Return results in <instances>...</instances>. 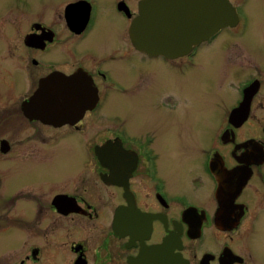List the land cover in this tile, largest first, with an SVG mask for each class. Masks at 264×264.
I'll list each match as a JSON object with an SVG mask.
<instances>
[{
    "label": "flooded vegetation",
    "instance_id": "1",
    "mask_svg": "<svg viewBox=\"0 0 264 264\" xmlns=\"http://www.w3.org/2000/svg\"><path fill=\"white\" fill-rule=\"evenodd\" d=\"M227 1L174 47L132 42L143 0H0V264H264V0ZM204 52L206 129L171 73Z\"/></svg>",
    "mask_w": 264,
    "mask_h": 264
},
{
    "label": "water",
    "instance_id": "2",
    "mask_svg": "<svg viewBox=\"0 0 264 264\" xmlns=\"http://www.w3.org/2000/svg\"><path fill=\"white\" fill-rule=\"evenodd\" d=\"M155 11H164L167 16L160 19ZM234 15L235 10L227 0H143L141 17L131 24L129 35L136 43L149 40L142 33L163 32L174 47L187 46L186 42L191 47L231 25Z\"/></svg>",
    "mask_w": 264,
    "mask_h": 264
},
{
    "label": "rangeland",
    "instance_id": "3",
    "mask_svg": "<svg viewBox=\"0 0 264 264\" xmlns=\"http://www.w3.org/2000/svg\"><path fill=\"white\" fill-rule=\"evenodd\" d=\"M258 15L262 16L263 13L259 14L256 10H252V19ZM259 22L260 20H258L257 27L252 28L248 35L242 38L249 60L256 64L264 61V36L261 34L262 26ZM212 58L211 54L204 52L202 57L194 59L193 67L182 69L177 73L171 71L173 75L188 79V81L182 80L179 85V92L187 98V102L180 107L182 112L188 116H194L205 129L209 124L208 113L212 109V103H209L206 92L214 90L213 86L217 79V72H219L218 69L211 71ZM219 63L222 64L220 61ZM253 123L251 124L253 125ZM179 126L183 129L191 128V124L186 121L180 122Z\"/></svg>",
    "mask_w": 264,
    "mask_h": 264
}]
</instances>
